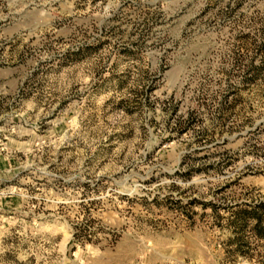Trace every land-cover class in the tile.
Segmentation results:
<instances>
[{"label":"rangeland","instance_id":"1","mask_svg":"<svg viewBox=\"0 0 264 264\" xmlns=\"http://www.w3.org/2000/svg\"><path fill=\"white\" fill-rule=\"evenodd\" d=\"M260 202L264 0H0V264H264Z\"/></svg>","mask_w":264,"mask_h":264},{"label":"trees","instance_id":"2","mask_svg":"<svg viewBox=\"0 0 264 264\" xmlns=\"http://www.w3.org/2000/svg\"><path fill=\"white\" fill-rule=\"evenodd\" d=\"M239 219L247 223L252 221V232L257 237L264 239V202L252 206L251 209L243 210L241 215H239Z\"/></svg>","mask_w":264,"mask_h":264}]
</instances>
